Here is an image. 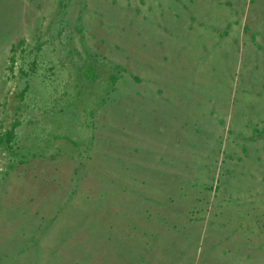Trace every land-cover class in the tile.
Returning a JSON list of instances; mask_svg holds the SVG:
<instances>
[{"label":"rangeland","instance_id":"rangeland-1","mask_svg":"<svg viewBox=\"0 0 264 264\" xmlns=\"http://www.w3.org/2000/svg\"><path fill=\"white\" fill-rule=\"evenodd\" d=\"M10 130L0 264H264V0H0Z\"/></svg>","mask_w":264,"mask_h":264},{"label":"trees","instance_id":"trees-1","mask_svg":"<svg viewBox=\"0 0 264 264\" xmlns=\"http://www.w3.org/2000/svg\"><path fill=\"white\" fill-rule=\"evenodd\" d=\"M23 42H21L22 44ZM20 45V43H19ZM12 50H15V47H12ZM12 62H13V65L15 63V57L12 56ZM13 69V67H12ZM13 136H14V132L12 130L8 131L5 135H0V145L1 144H5V143H11L12 139H13Z\"/></svg>","mask_w":264,"mask_h":264}]
</instances>
